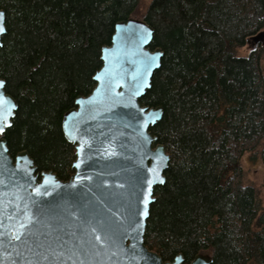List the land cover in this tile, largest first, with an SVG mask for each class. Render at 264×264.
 Listing matches in <instances>:
<instances>
[{
    "label": "trees",
    "instance_id": "trees-1",
    "mask_svg": "<svg viewBox=\"0 0 264 264\" xmlns=\"http://www.w3.org/2000/svg\"><path fill=\"white\" fill-rule=\"evenodd\" d=\"M141 4L0 0V79L17 103L4 133L12 157L26 151L37 173L71 177L62 117L92 91L115 24ZM141 20L162 58L139 102L162 108L150 132L169 157L145 246L164 262L201 253L211 264H264V208L242 166L249 155L264 167V46L248 43L264 30V0H149Z\"/></svg>",
    "mask_w": 264,
    "mask_h": 264
},
{
    "label": "water",
    "instance_id": "water-1",
    "mask_svg": "<svg viewBox=\"0 0 264 264\" xmlns=\"http://www.w3.org/2000/svg\"><path fill=\"white\" fill-rule=\"evenodd\" d=\"M0 27L4 29L0 31L1 47L5 33L2 10ZM152 35L153 29L141 19L131 17L115 24L110 44L101 48L102 65L92 77V91L77 97L74 107L62 117L63 136L75 147L74 172L66 181L51 171L37 173L26 151L14 157L9 154L4 133L17 103L5 92L4 83L0 85V93L15 105L8 115L10 123L0 132V225L22 222L24 206L34 214L38 205L44 211L31 221L32 230L46 243H60L66 251L76 247L81 252L77 259L68 251L72 260L65 258V264H184L180 254L164 262L144 244L153 191L164 184L169 161L150 132L161 119L162 108L139 102L162 58L161 49L150 47ZM248 43L253 44V51L263 47L264 30L251 36ZM4 108L7 112L8 104ZM106 233L111 242L105 239ZM96 235L103 244L95 240ZM77 238L91 241L96 249H80ZM19 250V245L15 249L0 246V260L15 264ZM211 262L210 255L199 253L188 264Z\"/></svg>",
    "mask_w": 264,
    "mask_h": 264
},
{
    "label": "snow or ice",
    "instance_id": "snow-or-ice-1",
    "mask_svg": "<svg viewBox=\"0 0 264 264\" xmlns=\"http://www.w3.org/2000/svg\"><path fill=\"white\" fill-rule=\"evenodd\" d=\"M141 27H143V25H141ZM0 31H4V29L0 27ZM148 63L149 65L153 63L151 58ZM3 83V81H0V85H3ZM5 104H8L7 112L4 108ZM14 107L15 105L10 104L7 98L0 93V121H2V123H0V132H3L4 127L10 123L8 115H11V108ZM162 159H167V157H162ZM7 206V204L4 205L5 208H7ZM24 207L25 214L21 217L22 222L16 221L15 224L11 226L7 223L0 225V246L13 249H15L17 245L20 246V250L15 252V255L19 258L15 264H65V258L72 260V255L67 254L68 251L79 259L81 252L76 247H71L66 251L60 243H46V239H42L39 234L32 230L31 221L36 220V217L40 216L44 209L36 205L34 208V214H30L27 210V205ZM145 214L146 213H141V215ZM7 219L12 218L8 217ZM91 231L95 233L96 229L93 228ZM77 239L80 249H84L86 246L91 249H96V244L91 241L85 242L79 238ZM105 239L111 242L112 237L106 233ZM95 240L101 244L104 243V240L101 239L99 235L95 236ZM7 254L8 253H6V255ZM95 255L99 256L100 252L96 251ZM25 257H29V259L25 260ZM0 264H4V261L0 260ZM79 264H83V261H80Z\"/></svg>",
    "mask_w": 264,
    "mask_h": 264
},
{
    "label": "rangeland",
    "instance_id": "rangeland-1",
    "mask_svg": "<svg viewBox=\"0 0 264 264\" xmlns=\"http://www.w3.org/2000/svg\"><path fill=\"white\" fill-rule=\"evenodd\" d=\"M148 1L149 0H142V4L140 6V9L138 10V14L133 16L132 18L141 19V14H143L144 10L146 9ZM263 56H264V51H263ZM242 166L245 172V178H246L245 182L252 184L257 188L261 205L264 208V185H262L263 176H264V167L261 166L260 162L257 161V159H253V160L249 159V155L248 156L246 155L243 158Z\"/></svg>",
    "mask_w": 264,
    "mask_h": 264
}]
</instances>
